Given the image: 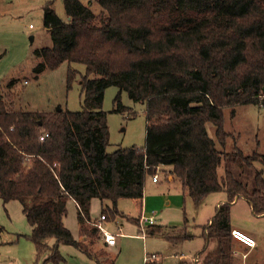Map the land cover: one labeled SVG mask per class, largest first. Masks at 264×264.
Masks as SVG:
<instances>
[{
  "label": "trees",
  "instance_id": "1",
  "mask_svg": "<svg viewBox=\"0 0 264 264\" xmlns=\"http://www.w3.org/2000/svg\"><path fill=\"white\" fill-rule=\"evenodd\" d=\"M95 1L97 13L79 0H63L66 20L48 1L42 23L51 44L34 52L36 74L63 62L84 65L79 111L17 109L4 92L17 80L0 87V199L20 203L42 264L65 262L59 244L96 264H114L115 258L102 261L104 255L92 251L96 235L103 237L90 224L91 201L109 202L100 212L106 221L124 217L117 201L140 200L146 178L168 168L196 205L212 193L225 195L202 227L199 264H241L231 238V206L243 198L254 215H264V153L240 148L238 136L224 129L223 111L233 116L240 105L264 108V0ZM76 75L67 72V86ZM112 86L118 89L113 112L128 110L121 92L144 104L142 147L106 151L102 103ZM68 200L75 202L88 244L63 224ZM188 229L184 216L180 228L144 231L176 243L195 237Z\"/></svg>",
  "mask_w": 264,
  "mask_h": 264
},
{
  "label": "rangeland",
  "instance_id": "2",
  "mask_svg": "<svg viewBox=\"0 0 264 264\" xmlns=\"http://www.w3.org/2000/svg\"><path fill=\"white\" fill-rule=\"evenodd\" d=\"M48 1L50 0H0V87L4 89L10 81L17 80L11 89L4 90L6 94L14 97V106L17 109L53 112L60 108L79 111L82 99L79 80L85 73L84 65L63 62L53 70L44 69L38 74L35 73L40 59L34 52L51 44L50 36L42 23L43 6ZM62 1L53 0L52 7L58 17L66 20ZM79 1L89 6L94 13L98 12L99 5L95 0ZM69 70H75L77 75L70 86H67L66 75ZM117 91L116 87H108L103 96L102 109L106 112L109 131L107 152H113L117 148L142 147L145 141L144 104L133 102L126 92H121V103L128 110L123 114L115 113L113 99ZM223 125L226 131L238 136V145L244 152L255 149L258 153H264V108L261 105L237 106L233 116L230 115V110H224ZM208 131L213 135L212 126H208ZM228 142L230 143L231 139H228ZM226 148L229 150L228 146ZM159 173L161 182L157 187L160 190L166 193L168 188L170 194L177 197L179 193L182 194L178 181L174 180L170 184L164 181L163 176H171L168 168H159L158 176ZM148 181L150 182V177ZM147 191H152V187L148 186ZM183 197L179 199L183 206L168 209L161 215L160 220L153 208L156 211V225L180 228L186 216L188 230L195 235L194 238L170 243L158 235L145 233L147 223L141 224L144 227L141 230L137 228L139 222L135 225L136 222L131 218L137 217L138 212L133 200L121 199L118 201V208L123 211L124 217H115L113 221L102 223V226L112 233L116 232L115 221L121 223V234L119 232L115 237L117 244L108 247L97 234L91 246L93 253L103 254L104 256L100 257L102 261L115 258L114 264H199L200 258L196 254L204 244L199 236L203 225L207 224L209 217L215 213L214 202L218 196L216 193L210 194L199 205L194 204L189 197ZM96 200L98 202L99 199ZM103 204L109 205V202L104 201ZM148 210L151 211L152 208L149 207ZM100 212V206H96V217L99 218ZM94 214L90 212L91 217H95ZM230 215L232 225L241 227L256 242L253 249H246L235 242L236 254L241 264H264V215H254L243 198L233 203ZM63 224L75 239L88 244L89 239L79 233L77 209L71 200L67 201ZM91 225L88 224L89 227ZM30 231L20 203H3L0 199V264H42L44 257L35 256L34 247L29 240ZM46 242L49 246L55 244L54 238H49ZM58 250L65 259L62 264H96L70 245L59 244ZM152 255L154 258H150Z\"/></svg>",
  "mask_w": 264,
  "mask_h": 264
},
{
  "label": "crops",
  "instance_id": "3",
  "mask_svg": "<svg viewBox=\"0 0 264 264\" xmlns=\"http://www.w3.org/2000/svg\"><path fill=\"white\" fill-rule=\"evenodd\" d=\"M148 179H149V177H147L146 178V181H145V186H144L142 198L140 200H138V201L133 200V202H134V204H135V206L137 207V210H138L137 217H139L140 212H142V211L148 212L149 211L148 208L150 207V208H152V210L154 208L157 211L158 220H160L161 219V215L163 213H165V211H167L168 209L170 210V209H173V208H179V207L183 206V204H180V202H179V199L181 197H183V194L179 193V196L177 197L176 195H171L168 188H167V191H165L166 193H164V191L160 190V188L157 187L158 186V183L161 182L160 173H159V180L157 182H152L151 178H150V182H149ZM163 179H164L165 182H167V184H170L172 181H174L171 176H168L166 179L163 176ZM148 186L152 187V191H150V192L147 191ZM212 194H214V193H212ZM216 194H217L218 197H217V199H215V202H214L215 203V208H216V206L219 203L225 201V195L223 193H216ZM183 200H184V197H183ZM238 200H236L235 203H237ZM71 201H73V200H71ZM118 201H117V208H118V205H119L118 204ZM73 203L75 205V202L74 201H73ZM104 205H107V204H103V202H101L99 200L97 202L96 199H93L91 201V205H90V212H92L94 214V211H95V207L96 206H100V210H101V208ZM75 207H76V205H75ZM76 209H77V207H76ZM118 210H120V209L118 208ZM155 210H153V211H155ZM214 211H215V209H214ZM121 212H123V211H121ZM94 216L95 217H91V215H90V217H91L90 220L92 222H97L99 220V218L96 217L95 214H94ZM99 217H100V214H99ZM211 217H209V220H210ZM124 222H126V221L124 220ZM160 222H162V221H160ZM128 223H130V222H128ZM232 224L233 223H232V218H231V225ZM135 225H137V224H135ZM156 226H162V225H156ZM163 227H166V226H163ZM137 228H139L138 225H137ZM232 228L233 229L242 230L241 227H235L234 225H232ZM245 230H247V229L245 228ZM116 244H117V241H116V238H115V244L113 246H115ZM106 246H108V245H106ZM108 247H112V246H108Z\"/></svg>",
  "mask_w": 264,
  "mask_h": 264
},
{
  "label": "built area",
  "instance_id": "4",
  "mask_svg": "<svg viewBox=\"0 0 264 264\" xmlns=\"http://www.w3.org/2000/svg\"><path fill=\"white\" fill-rule=\"evenodd\" d=\"M42 140L43 137H40ZM162 168V167H160ZM152 182H157L159 180L157 172L151 177ZM155 214L156 212L151 210L148 212H140L139 215V228L144 229V227L141 226L143 223H147L148 226H154L156 225V220H155ZM106 221L105 217L103 215H100L99 220L97 222H91L93 226H95L102 234L103 241L106 245L108 246H113L115 244V237L119 235V232L121 234V223L116 222V232H110L108 229L104 228L102 226V222ZM231 238L233 241L236 243L248 248V249H253L256 246L255 240L246 232L239 230V229H233L231 231ZM150 258H154V255L150 256ZM147 260V258H145Z\"/></svg>",
  "mask_w": 264,
  "mask_h": 264
},
{
  "label": "water",
  "instance_id": "5",
  "mask_svg": "<svg viewBox=\"0 0 264 264\" xmlns=\"http://www.w3.org/2000/svg\"><path fill=\"white\" fill-rule=\"evenodd\" d=\"M56 111H60V108H57Z\"/></svg>",
  "mask_w": 264,
  "mask_h": 264
}]
</instances>
